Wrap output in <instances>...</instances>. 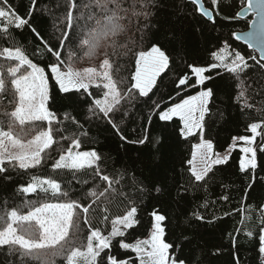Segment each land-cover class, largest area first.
<instances>
[{"label":"snow or ice","instance_id":"1","mask_svg":"<svg viewBox=\"0 0 264 264\" xmlns=\"http://www.w3.org/2000/svg\"><path fill=\"white\" fill-rule=\"evenodd\" d=\"M188 4L195 6L187 16L196 19L197 32L214 27L222 15L220 0L207 6L206 0H183ZM25 7L21 13L10 0H0V264H55L57 257L65 264H218L225 252L229 264H241V238L264 258V177L257 171H264L257 160L258 151L264 153V105L250 102L264 99V0H247L246 8L222 17L256 16L251 31L231 36L259 56H245L225 40L203 66L185 60L181 0H27ZM38 16L48 22L43 33ZM25 30L31 52L16 35ZM177 59L190 74L175 83L179 101L162 107L150 93ZM84 62L88 66H77ZM216 77L226 80L232 107L260 117L246 124L250 135L232 136L223 152L207 138L209 121L226 118L219 109L213 115L215 91L206 84ZM189 88L199 90L181 96ZM57 93L70 105L62 115L52 107ZM143 109L146 122L129 138L122 125ZM154 117L164 129L155 136ZM170 125L180 140H197L178 171L167 156ZM93 128L110 130L124 156L82 150ZM53 145H59L58 158L48 152ZM125 145L146 149L147 160H127ZM237 147L239 207L206 215L217 201L232 202L229 193L209 196ZM146 163L155 182L144 173ZM44 168L51 175L36 174ZM170 188L177 204L189 199V211L179 219L153 205L146 238L125 242L141 223V208L157 198L153 193ZM237 214L227 245L222 235L209 247L204 233Z\"/></svg>","mask_w":264,"mask_h":264},{"label":"trees","instance_id":"2","mask_svg":"<svg viewBox=\"0 0 264 264\" xmlns=\"http://www.w3.org/2000/svg\"><path fill=\"white\" fill-rule=\"evenodd\" d=\"M10 3L18 9L21 13L26 11L27 0H10ZM210 3V0H206ZM247 0H220L219 9L221 16L217 17V24L213 27L208 25L202 32H197L193 27L196 24V19H189L187 13L194 9V5L188 4L183 5V0L181 4L184 7L185 16L179 21V27L184 32L186 36V52L187 55L185 60L188 63H195L196 65H206L207 63L213 62L211 59V52L217 50V46L223 44V41L228 40L233 48L241 51L245 56L256 55L259 53L248 49L247 45L242 41H236L231 33H236L238 31H244L249 27V24L253 18V14L243 17L240 20L228 21L223 19L224 16H234L237 11H239L243 6H245ZM180 9H177L179 11ZM175 19V18H174ZM36 24L40 26L42 33L46 31L47 19L37 17ZM17 38L22 40L28 47V51L31 52L32 46L28 44V40L32 39L30 33L25 30L24 32H18ZM39 62L43 65L46 61L38 58ZM78 67L88 66L87 62L80 63ZM190 74V69L186 67L183 60L177 59L170 64V70L166 71L158 79L157 86L153 89V93H150L152 100L162 101V107L170 105L173 102H178L180 97L176 96L177 89L175 88V83L178 77L184 75L185 73ZM125 74L124 72L121 73ZM207 87H212L215 91V106L213 107V115L215 116L216 110L219 109L225 113V119H216L214 122L209 121L207 138L213 139L218 151H224L227 145L231 143V137L235 135H245L249 134L245 131L246 124L249 122H254L260 117L253 113L250 117H245L239 113V111L231 106L226 93V80L219 77L208 81ZM199 89L189 88L187 91L181 93V96H186L195 93ZM95 91V90H94ZM57 99L52 105L53 109L57 111L58 115H62V112L70 107L69 102L65 99H61L57 93ZM249 96H253L251 90H249ZM171 97L172 99H169ZM250 102L255 103L258 107L264 105V99L259 96H255ZM150 103V102H149ZM147 109H143L140 112L139 117L134 115L133 119L127 120L122 125V130L129 138H135L136 133L133 129L139 128V126L146 122ZM140 117H143L140 118ZM173 124H178L179 122L174 119ZM162 123L158 121L156 117L153 118V125L151 128L152 135L155 136L161 131H163ZM168 137V152L167 156L169 158L170 166H174L178 171L181 166V161L190 157V147L191 144L196 143L197 140L190 138L189 141H182L179 139L176 132L172 129L171 125L167 129L166 133ZM119 140L114 134L105 128H93L92 137L90 140H86L82 145V149L88 150L90 148H96L98 151L104 153L105 155L112 153L116 155L119 153L120 156H124V149L119 148ZM66 146V145H65ZM127 147V160L136 161L139 164L141 159L147 160L148 152L140 146L125 145ZM59 145H53L52 149L48 150L52 158H58ZM242 153L237 147L232 152V157L229 165L226 166L223 171L218 172L219 181L212 185L210 200H216V197L223 193H229L232 202L229 204H223L217 201L215 205L208 209L206 215H211L213 211L216 215H222L224 210H232L234 207H239L238 201L241 197L240 189L242 187V182L240 175L238 173V163ZM258 164L264 166V153L258 151L257 153ZM51 163V161H49ZM259 175L264 177V171L260 168L257 169ZM144 173L149 177L152 182H155L152 175V166L150 163L144 165ZM36 174L40 175H51L49 168L40 169ZM59 179V176H56ZM28 177L25 176V180ZM221 184L223 186H221ZM202 195V194H201ZM154 199H150L146 202L139 212V217L141 223L134 230L131 231L130 236H126L125 242H134L136 239H142L147 236V229L149 227L150 216L148 215L153 205L159 206L160 210L165 214L172 217L182 219V213L189 211L191 204L189 199H186L184 204H177L174 200L175 191L170 188L167 193L156 194L153 193ZM198 202H203L202 200ZM19 203V201H17ZM3 209H0L2 211ZM238 214L231 218L225 217L223 220L217 222V227L214 231H208L204 233L206 243L209 247L213 244H219L221 236H225V245H227L226 233L232 231L236 225L238 219ZM182 231V229L177 230ZM191 229L186 234L191 233ZM84 240V236H81V241ZM80 241H78L79 243ZM239 256L241 258V264H262L264 258L258 257L255 251L254 245H249L243 238H241L239 247ZM134 255V254H133ZM230 257L225 252L220 258L218 264H229ZM36 264V262H33ZM55 264H65V261L57 257L55 259Z\"/></svg>","mask_w":264,"mask_h":264},{"label":"water","instance_id":"3","mask_svg":"<svg viewBox=\"0 0 264 264\" xmlns=\"http://www.w3.org/2000/svg\"><path fill=\"white\" fill-rule=\"evenodd\" d=\"M246 5H247V3H246ZM246 5L243 6L242 8H246ZM206 6H207V5H206ZM242 8H241V9H242ZM241 9H240V10H241ZM240 10H239V11H240ZM250 14H253V13L245 12L244 17H246V16H248V15H250ZM255 20H256V16L253 14V18H252V20H251V22H250V24H249V27H248L246 30H244V31H238V32H236V33H237V34H241V35H243L244 33L248 32V31H251L253 21H255ZM242 42H243V41H242Z\"/></svg>","mask_w":264,"mask_h":264},{"label":"rangeland","instance_id":"4","mask_svg":"<svg viewBox=\"0 0 264 264\" xmlns=\"http://www.w3.org/2000/svg\"><path fill=\"white\" fill-rule=\"evenodd\" d=\"M198 66H201V65H198ZM196 93V92H195ZM195 93H193V94H195ZM193 94H190V95H193ZM261 140V137H257V142H259ZM82 150H84V149H82ZM221 152H223V151H221ZM144 238H146V237H144ZM143 239V238H142Z\"/></svg>","mask_w":264,"mask_h":264}]
</instances>
